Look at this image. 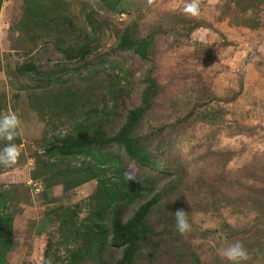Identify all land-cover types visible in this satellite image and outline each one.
<instances>
[{"label":"rangeland","instance_id":"374dc122","mask_svg":"<svg viewBox=\"0 0 264 264\" xmlns=\"http://www.w3.org/2000/svg\"><path fill=\"white\" fill-rule=\"evenodd\" d=\"M62 1L82 33L89 30L86 12L102 21L103 47L91 65L66 62L55 47L58 35L35 27L39 9L53 0H0V114L15 112L20 121L12 141L17 162L0 166V218L12 226L4 263L39 264L46 257L59 264L82 246L77 233L93 218L97 178L64 191L63 178L50 176L80 168L88 175L93 164L82 156H48L42 147L82 115L61 107L57 96L68 87L102 107L118 81L129 92L126 103H139L148 64L114 48L121 30L135 23L140 37H154L156 96L138 135L159 170L128 163V171L174 183L148 216L151 233L133 264H194V257L198 264H227L217 250L235 241L249 252L246 264H264V0H200L198 17L183 12L185 0H122L121 14L96 0ZM45 13L52 19L56 11ZM191 24L197 27L185 31ZM29 63L36 74L20 69ZM179 209L192 224L185 235L175 230ZM4 232L0 225V241ZM111 252L119 257L118 249Z\"/></svg>","mask_w":264,"mask_h":264},{"label":"trees","instance_id":"16d2710c","mask_svg":"<svg viewBox=\"0 0 264 264\" xmlns=\"http://www.w3.org/2000/svg\"><path fill=\"white\" fill-rule=\"evenodd\" d=\"M96 1L114 13L125 11L122 0ZM65 5L62 0L44 5L39 9L35 27L42 25L47 27L46 33L58 35L55 47L66 62H79L83 67L91 65L92 58L103 47L102 21L95 17L97 13L86 12L85 23L89 30L87 34L82 33L75 20L64 15ZM52 6L56 14L49 19L45 10L50 11ZM196 27L195 24L188 25L185 31L190 32ZM153 44L152 35L140 37L137 25L131 23L117 35L114 45L115 50L130 51L148 64L142 75L145 85L137 105L130 107L126 103L129 92L118 81H113V86L108 88V100L102 107L91 106L89 99L82 100L81 91L74 87H68L64 94L57 96L61 99V107L82 110V115L72 121L70 131L52 135L44 141V154L63 158L82 156L89 159L93 166L88 169V175H84L80 168L66 169L65 172L57 170L50 177L56 179L61 176L63 180L59 183L64 191L81 184L87 177L97 178L95 194L91 197L93 218L83 224L82 230L77 233L82 246L59 264H109L108 261L110 264H133L140 253L142 241L151 233L148 216L164 201L169 186L174 183L162 185V181L157 180L158 176L151 174L132 175L134 178L128 180V163L152 172L159 170V164L140 143L138 135L141 121L156 96ZM20 69L36 74L35 65L31 63L23 64ZM85 93L89 96V91ZM117 148L121 154L116 152ZM106 166L112 167L111 178L106 177ZM44 168L49 171L48 166L44 165ZM0 225L5 228L0 241V264H5V251L11 246V220L0 218ZM114 249H118V258H114L111 252ZM193 262L198 264L196 257Z\"/></svg>","mask_w":264,"mask_h":264},{"label":"clouds","instance_id":"9594fccd","mask_svg":"<svg viewBox=\"0 0 264 264\" xmlns=\"http://www.w3.org/2000/svg\"><path fill=\"white\" fill-rule=\"evenodd\" d=\"M183 12L188 16L198 17L201 13L200 0H185ZM19 123V118L15 112L9 111L6 114H0V140L7 142L0 148V166L11 167L17 162L20 152L18 146L12 141L17 135ZM184 150L186 151L187 149ZM133 178L131 174H128V180ZM173 216L177 233L185 235L192 231V224L189 221L187 212L179 209ZM217 254L227 264H246L250 259L248 250L240 241H235L226 247L219 248ZM39 264H53V261L51 258L45 257L41 258Z\"/></svg>","mask_w":264,"mask_h":264}]
</instances>
